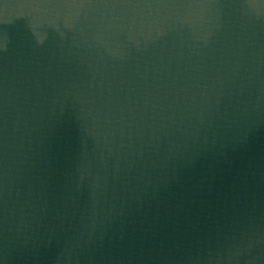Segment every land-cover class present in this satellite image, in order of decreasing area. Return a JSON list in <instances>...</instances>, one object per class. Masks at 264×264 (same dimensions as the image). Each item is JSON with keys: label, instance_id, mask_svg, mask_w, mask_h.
<instances>
[{"label": "water", "instance_id": "1", "mask_svg": "<svg viewBox=\"0 0 264 264\" xmlns=\"http://www.w3.org/2000/svg\"><path fill=\"white\" fill-rule=\"evenodd\" d=\"M0 264H264V0H0Z\"/></svg>", "mask_w": 264, "mask_h": 264}]
</instances>
